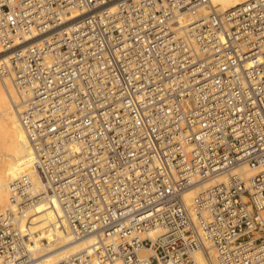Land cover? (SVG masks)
<instances>
[{"label": "built area", "instance_id": "obj_1", "mask_svg": "<svg viewBox=\"0 0 264 264\" xmlns=\"http://www.w3.org/2000/svg\"><path fill=\"white\" fill-rule=\"evenodd\" d=\"M209 2L0 0L30 146L0 264L44 255L41 204L94 240L56 264H264V0Z\"/></svg>", "mask_w": 264, "mask_h": 264}, {"label": "bare ground", "instance_id": "obj_2", "mask_svg": "<svg viewBox=\"0 0 264 264\" xmlns=\"http://www.w3.org/2000/svg\"><path fill=\"white\" fill-rule=\"evenodd\" d=\"M246 1L248 0H210L199 7V12L205 14L216 9L228 10ZM9 58L10 53L3 52L0 48V65L9 61ZM13 101L19 102L13 83L0 76V213L10 205V182L21 172L22 162L30 152ZM195 194V189L190 190L186 193V200L191 202ZM33 214L32 229L38 232L39 237L50 242L43 249L44 255L35 260L34 264H56L69 255L88 249L94 243L91 236L75 240L70 232H63L58 226L56 213L45 204L39 205ZM196 257L199 264H210L202 252H197ZM213 259L217 264L216 259Z\"/></svg>", "mask_w": 264, "mask_h": 264}]
</instances>
